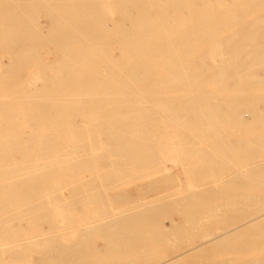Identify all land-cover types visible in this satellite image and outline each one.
Instances as JSON below:
<instances>
[{"label":"bare ground","instance_id":"1","mask_svg":"<svg viewBox=\"0 0 264 264\" xmlns=\"http://www.w3.org/2000/svg\"><path fill=\"white\" fill-rule=\"evenodd\" d=\"M214 1L234 3L238 0ZM197 2L198 0H0V36L9 37L0 42L8 41L7 43L14 45L13 53L0 52V75L32 73L28 72L25 63L23 66L16 63L21 59L28 60L29 55L25 54L27 44L38 34L52 38L60 36L65 42L74 43L71 48L66 47L61 51L69 67L65 71L82 74L90 70L94 74L93 83L105 90L103 94L95 91L80 96L70 95L72 99L65 101L60 94L66 95L71 91L72 88L68 85L72 86V81L52 80L55 84H65L62 87L27 83L19 88L21 95L7 97L4 104H0V180L12 177L16 186H21L14 190V197H36L50 190L52 192V189H47L48 186L84 182V173L99 172L107 166L113 169L121 166L136 169V174L131 175L129 180L142 181L140 188L153 190L157 184L153 180L147 184L148 170L156 165L159 154L169 150L164 142L159 141V137L168 138L166 134L179 136L180 148L176 154L181 164L196 162L210 174L220 172L228 166L250 167H244L245 170L240 171L237 177L243 179L242 182L247 181L246 194L239 190L244 187L245 182L240 180L241 183H238L237 179L236 183L227 182L228 186L223 187V190L221 187H214L202 191V196L199 192H193L168 200L171 209L180 208L184 211L183 222L176 223L171 228L168 226L169 230L164 229L160 220H150L147 215L136 217V214H142V210L134 214L130 208L128 213H112L110 216L100 214L98 219L95 218L96 224L78 225L80 237H83L78 242L80 246L84 245L87 234H97L96 230L103 229L107 232L106 229L146 227L165 230L163 241L175 246L181 241L188 242L197 229L212 227L210 221L219 215L240 217L248 213V216L229 226L223 233L207 237L199 244L165 260L151 263L183 264L194 257L199 259L207 251L222 248L243 235L264 229V209L260 210L261 207L264 208V49L251 48L254 41L264 33V26L257 27L264 21V14L226 17V20L234 19V27L237 29L229 32L225 41L217 40L211 38L217 33H206L198 28L205 20L219 27L223 16L199 9L201 4ZM240 4L246 7L243 10L264 12V0H240ZM151 10L156 12L153 17L150 16ZM39 12L49 20L48 29H44L38 22ZM115 15L120 16V19L117 20ZM109 19L112 21L111 27L106 22ZM177 23L187 25L188 28L179 27L176 32L167 30L171 24ZM229 33L224 35L228 36ZM142 37L144 40H141ZM114 52L119 54V59L113 56ZM4 55L10 61L7 65L1 60ZM211 58L221 60V64H208L207 60ZM32 59L38 60L44 68L40 73L53 74L56 71L52 65L42 62L41 56L33 53L30 57L31 61ZM215 68V73L209 74ZM102 71L105 75L103 78ZM80 79L88 81L86 75ZM203 83L217 87L214 90L207 86L201 87ZM178 86L183 88L177 90ZM29 114H33L32 117H27ZM99 115H104L105 119L97 124L95 117ZM19 116L24 117L18 120ZM76 119H86L83 130L75 126ZM18 121H31L37 125L50 122L65 126L49 129L51 132L55 131L54 134L34 133L24 139L19 134L20 128L16 126ZM3 124L7 125L2 127ZM87 151L89 157H85L84 153ZM42 169L44 173L41 172ZM163 170H167L166 167ZM195 174L192 182L199 175ZM118 178L111 175L98 177L102 190L88 196L81 195L83 190L78 188L81 195L78 202L85 201L91 209L89 203L94 198H107L110 190H116L114 185ZM229 190L234 194L226 196L225 193L230 192ZM73 196L75 200L76 194ZM112 198L128 202L131 197L129 193L119 192L114 193ZM44 201L38 206L48 205L47 196ZM87 205L83 206L87 208ZM151 207L153 206L146 207L145 213L154 211ZM58 211L60 210H56ZM13 213L11 215L15 214ZM32 213L34 212L28 214L33 215ZM26 215L25 213V217ZM35 218L31 220L32 223ZM53 220L44 219L38 226L45 223L50 225ZM52 227L53 225L48 228ZM8 238L5 239H11ZM18 238L22 239L21 236ZM54 238L40 237L34 242L31 240L33 245L30 246H40L42 249L45 247L43 251L36 250L42 251L39 264H71L70 260L77 259V247L74 250L70 248L59 251L57 247L52 248L50 245L53 240H57ZM6 240L0 238V241ZM8 242H0V253L10 252L11 248L6 247L10 244ZM80 246L77 251L82 252ZM51 253L56 255V260L51 258ZM207 255L211 256L210 253ZM194 261L197 263L198 260L193 259L192 262ZM240 262L264 264V252H249L241 257Z\"/></svg>","mask_w":264,"mask_h":264},{"label":"rangeland","instance_id":"2","mask_svg":"<svg viewBox=\"0 0 264 264\" xmlns=\"http://www.w3.org/2000/svg\"><path fill=\"white\" fill-rule=\"evenodd\" d=\"M201 1L202 0H198L197 2V4H201L199 6V9H202L205 11H212L214 12V14H217L220 17L223 16V19L221 20L222 22L220 23L218 22L219 24H221L219 27L217 25L213 26L214 23H211L205 20L201 23L202 26L198 28L202 30L203 32L206 31V33L207 32L217 33L213 35V37H211L217 40L225 41V39H227L230 35L229 32H231L234 29H237L236 27H234L235 25V22L233 19L234 17L244 16V15L264 14V12H259V11L243 10L246 7L245 5L240 4V0L234 3H230V2L226 3L225 1L218 2L214 0H203V3H202ZM155 15H156L155 10H151L150 16L153 17ZM109 16H111V14H109ZM229 16L233 17L232 21L226 20V17H229ZM37 18H38V22L43 26V28L48 29V25H50V23H49V20H47V17L43 13L39 12L37 13ZM115 18L119 20L120 16L115 15ZM44 19L45 21H43ZM212 20L214 21L215 19H212ZM245 21H252V20H245ZM106 22L107 24H109V27H111L112 21L109 19ZM259 26L260 27L264 26V21H262L261 24L257 25V27ZM179 27L188 28L187 25L184 26V24L182 23H177V24H171L170 27L167 28V30L176 32ZM225 33H229L228 36L227 34L224 35ZM8 39H9L8 36H0V41L8 40ZM141 40H144L143 37ZM7 42H0V52L7 53V54L13 53L14 45L9 44ZM73 45H74L73 42L71 41L65 42L63 38L60 36H54L53 38L46 37L44 34L42 35L38 34L34 36V38L26 46L27 48H26L25 54L28 53L29 55L28 60L21 59L16 62L22 66L25 63L27 68L29 69L28 72H32V73L19 74L18 76L0 75V86L2 87L0 89V104H4L5 99L7 97L21 95L22 91H20L19 88L26 86L27 83H35L37 85L52 86V87H57V85L62 87V85H65V84H55L52 82V80H57V79H67L68 81L73 82L72 86L68 85L72 88L70 92L66 93V95H62V93L60 94L63 97V100L65 101H70V99H72L70 98V95L80 96L83 93L84 94L93 93L95 91H98L101 94L105 93L104 92L105 90L102 88V86H99L93 83V81L95 80H92V78L94 77V74L92 73V71L87 70L86 72L82 74H78V73L76 74V73L65 71L69 67H67L68 63H65L61 51L65 49L66 47L71 48ZM251 48L252 49H261V48L264 49V33H262V37L257 38V40L254 41V44L252 45ZM33 53L34 55L37 54L38 56H41V58L44 60V61L42 60V62L46 63L47 65H52L54 67L53 69H55L56 71L53 74L40 73L41 69L43 70L44 68L38 63L39 62L38 60H35V61L33 59L32 61L30 60V57L32 56ZM113 56L116 59L117 58L119 59V54L117 52H114ZM127 59L131 60L130 57L128 56H127ZM1 60L3 64L5 65H7V63L10 62L5 55L1 58ZM217 61H219V59L214 60L213 58H211L207 60L208 64L210 65L221 64V60L219 61L218 64H217ZM216 69L217 68L213 69L211 73L209 74H214ZM84 75H86V78L88 79V81H84L83 79H80V77ZM104 76H105L104 71H102L101 78H103ZM203 84H206V83H203ZM203 84H201V87L207 86L209 88H212L213 90L217 87V85L209 86L210 84H206V85H203ZM114 87L116 88L115 85ZM182 88L183 86L182 87L178 86L177 90H181ZM32 115L33 114H29L27 117H30V116L32 117ZM23 117L24 116H21V117L19 116L17 117V119L22 120ZM103 119H105L104 115H99L95 117V121H97V124L99 121ZM18 122L19 123H17L16 126L20 128L19 134L22 135L24 139L28 138L29 136H32V134L34 133H38V134H52L53 133L54 134L56 132L55 131L51 132L49 131V129L51 128L59 129L65 126V125H61L58 123L52 124L50 122L44 123V124L41 123L38 125L31 121H28V122L18 121ZM86 123H87L86 119H76L75 120V126H77L78 128H82V130L84 129ZM6 125L7 124H3L2 127H5ZM30 128H32V131L30 130ZM166 137L168 138H164L163 136L162 138L159 137L160 139L159 141L164 142L169 147V150H166L164 153L159 154L156 165L151 166V169L148 170L149 177L147 178V184H150L153 181H156V184H157V187L153 190L146 191L144 188H140L142 181H137V182L130 181L129 178L131 175L136 174V169L127 168L125 166H121V168H118V169H113L112 167L107 166V167L101 168L99 172H90V173L88 172L89 174L86 172L83 174L84 180H85L84 182L78 181V182H71V183H66V184H61V185L48 186L47 189H52V192L50 190V191L40 194L39 196L28 197V198L14 197L15 195L14 190L20 189L21 186L20 185L19 187L16 186V182L14 181V179H12V177H10L9 179L0 180V185L2 186L1 188H3L2 190H4V191L0 190V192L2 191V194L0 195V227H1L0 228V238L3 240H6L8 237L11 238V239L8 238L11 241L6 240L7 242L9 241L8 243H10L6 247L11 248V250L8 253L7 252L0 253L1 254L0 264H39L40 263L39 257L45 247L42 249V247L40 246L34 245L32 247L30 245H33V242L40 237H53V238L55 237L54 239H57L58 241L55 240L54 242L53 240V242L50 243V245L52 246V248L57 247V250L59 251L60 250L64 251L65 249H70V248L71 249L73 248L74 250L75 247L78 248L80 246L78 245V242L79 240L81 242V239L83 238L82 236H81L82 238L80 237L79 226L84 223L96 224L94 222H97L98 215L100 214L110 216V214L112 215V213H124L125 211H127L125 213H128L130 212L129 210L130 208H132V211L135 214L138 211L142 210V214L138 213L136 214V217L147 215L149 216L150 220H155V221L160 220L162 221L164 229L169 230L172 227V225H175L176 223L180 224L183 222L184 211L180 208L171 209L167 203L168 200L178 199V196H184V195H187L188 193L191 194L193 192H199L202 196L203 195L202 191H205L207 189H213L214 187H221V190H223V187L228 186L226 184L227 182L228 184L230 182L236 183L235 181L237 179H238V183L240 182V180L242 182L243 179L237 178L239 175V172L240 171L243 172L245 168L246 169L250 168L247 166L239 167V165H235L233 166V168L228 166L227 168L222 169V171L220 172L214 171L210 174L207 170H205L204 166H202L201 164H196V162L194 163L192 162L190 164H181L179 163V156L176 154L179 152V148H180L179 136L174 135V134H168V135L166 134ZM88 153L89 151L84 153L85 157H89ZM11 164L13 165V163ZM163 167H166L167 170H163ZM46 169H45V172H46ZM43 170L44 169L40 171L44 173ZM195 173L197 174L199 173V175L195 179V181L192 182L193 177L196 176ZM107 175L119 177L118 178L119 180L114 185L116 186L115 187L116 190L115 189L112 191L110 190L108 192L107 198L105 197L104 198L103 197L94 198L92 200V203H89L91 204V209H89L85 201L78 202L79 196L81 195L88 196L90 193H95V192L102 190L103 187L101 183L98 181V177L107 176ZM244 182H242L244 183L243 185L244 187L240 188L239 190L246 194L247 189H248V183L247 181H244ZM5 184H8V186ZM73 185L74 187L76 185V189H74ZM69 186H72L73 188ZM65 187L72 188V190H69V188L66 189ZM78 188L80 191L82 189L84 191V194H83V191L80 193ZM229 191L230 192L227 191V193H225L226 196H230L234 194L233 191L231 190ZM78 192L81 195H79ZM119 192L120 193L126 192L130 194L131 198L128 200V202H125V201L119 202L118 199L112 198V195L114 193H119ZM74 194H76L75 200L73 196ZM41 195L42 197H40ZM49 195L50 197H48ZM5 196L7 198H5ZM46 196L48 199V201H46V204L48 205L38 206L45 202L44 200L46 199ZM57 196L59 197L57 198ZM42 200L44 202H41ZM53 201H56V202L54 203ZM52 204L55 205L54 208ZM85 204L87 205V208H85L86 206L85 207L83 206ZM70 205H73V207L72 206L70 207ZM64 206H68V207H64ZM150 206H153L151 208H154L153 209L154 211L148 210L149 212L145 213V210H147L146 207H150ZM48 207L51 209H49ZM65 208L68 209V211ZM261 209H264V208L261 207L260 210ZM56 210H60V211L56 212ZM61 210H66V212L61 211ZM1 211H2V214H1ZM15 211L16 212L20 211V212L18 214ZM27 212L28 213L34 212V213H32L33 215H31V214H28ZM48 212H50L49 214H51V216L48 214ZM12 213L14 215H11ZM25 213L27 214L26 217H25ZM10 215L12 217H10ZM19 215L21 216V218ZM39 215H41V218ZM246 216H248V213L247 214L244 213L240 217H230L229 215H219L210 221V224L212 225V227L206 228V229H197L196 232L193 233L192 238L188 240V242L181 241L179 242V244L175 246L168 245L166 242L163 241L165 239V234L163 231L165 230H157L155 227L153 228L146 227L144 229L143 228L141 229L120 228L117 230L109 229L110 231L106 229L107 232H104L102 229L103 233H101L102 232L101 230H96L97 234H94V235L91 233L90 235L87 234L88 238L84 236V238H87L86 240L84 239L85 241L90 240L89 237H91L90 242L84 241L83 243L84 245L81 244L82 246H80V248L82 247L83 249L82 252L77 251L78 249L76 248L75 252H78V253H75V256L77 255L79 256L77 257V259H75L76 258L75 257L74 258L75 260L73 259L70 260V263L71 264H124V263L125 264H151L152 262H155V261L165 260L166 258H168L169 256L177 252L187 250L188 248L199 244L207 237L216 236L217 234L223 233L224 231L228 230L229 226H232L233 224L239 222L240 220L244 219ZM33 217L34 218L37 217L35 218V221L37 224L34 221L35 225L34 223H32L33 221H31V220H34ZM48 218L54 219L52 224L49 225L47 223L45 224L42 223L45 226L42 224H41L42 225L41 227L38 226V223ZM66 218L70 220H65ZM95 218L97 219L95 220ZM64 221H65V224H64ZM32 224H33V227H31ZM51 225H53V227L52 229H49L48 227H51ZM3 226L6 230L3 229ZM71 226H72V229H70ZM71 230H73V232ZM12 233H14V235ZM9 234H12V235H9ZM15 234L17 235V237ZM2 236L4 237L6 236L5 237L6 239ZM20 236L22 237V239L18 238ZM33 237H35L36 239ZM24 238L25 239L27 238L26 239L27 241ZM176 238L180 239L181 237H176ZM6 241H0V242L4 244V243H7ZM28 241H30L31 243ZM17 242L19 243L17 244ZM20 245H22V247ZM0 247H1V244H0ZM23 247L24 248L27 247L26 248L27 251L26 249L23 250L24 249ZM35 247L37 248L39 247V248L35 249ZM246 247L249 250H246L247 249ZM19 249L21 251L22 250L25 251L26 253L25 252L23 253V251L21 253ZM31 249H35V250L32 251ZM39 249H42V251L38 252ZM249 252H254V253L264 252V229H261L257 232H252L250 234L243 235V237L236 239L235 241H231L230 243H227L222 248H219L216 250L214 249V250H211L210 252L207 251L206 253L201 254L199 256V259L197 257L196 258L194 257L193 258L194 260L196 261L198 260L197 263L195 261L193 263L192 262L193 259H191L190 262L189 261L188 262L189 264H241L242 263L240 262L241 257L245 256ZM90 253L92 255H90ZM208 253H210L211 256L207 255ZM51 254H52L51 258H54L53 260H56L55 259L56 255L54 253H51ZM6 256H8L7 259H6ZM95 256H98L99 258L97 259V257ZM188 262H185V263H188Z\"/></svg>","mask_w":264,"mask_h":264}]
</instances>
